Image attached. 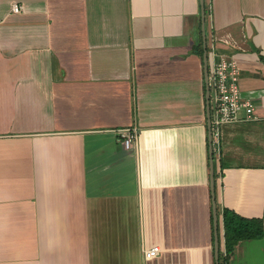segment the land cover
Wrapping results in <instances>:
<instances>
[{
  "label": "crops",
  "instance_id": "crops-1",
  "mask_svg": "<svg viewBox=\"0 0 264 264\" xmlns=\"http://www.w3.org/2000/svg\"><path fill=\"white\" fill-rule=\"evenodd\" d=\"M203 18L256 112L213 147L217 206L264 225V0H0V264H216Z\"/></svg>",
  "mask_w": 264,
  "mask_h": 264
},
{
  "label": "built area",
  "instance_id": "built-area-1",
  "mask_svg": "<svg viewBox=\"0 0 264 264\" xmlns=\"http://www.w3.org/2000/svg\"><path fill=\"white\" fill-rule=\"evenodd\" d=\"M23 5L13 2L12 12L21 13ZM241 67L234 57L224 53L214 56V64L209 74V86L211 88V121L213 147L221 142L223 126L241 120L255 118V105L243 98L241 91ZM119 139L126 149L139 147L140 132L136 127H122L118 130ZM146 260L160 257L163 248L160 244L146 245L143 247Z\"/></svg>",
  "mask_w": 264,
  "mask_h": 264
},
{
  "label": "trees",
  "instance_id": "trees-1",
  "mask_svg": "<svg viewBox=\"0 0 264 264\" xmlns=\"http://www.w3.org/2000/svg\"><path fill=\"white\" fill-rule=\"evenodd\" d=\"M218 211L223 215L225 238V248L221 246L220 241V264H227L238 242L263 236L264 225L260 218H247L227 207L219 208Z\"/></svg>",
  "mask_w": 264,
  "mask_h": 264
},
{
  "label": "water",
  "instance_id": "water-1",
  "mask_svg": "<svg viewBox=\"0 0 264 264\" xmlns=\"http://www.w3.org/2000/svg\"><path fill=\"white\" fill-rule=\"evenodd\" d=\"M204 0H202L203 2ZM203 37L205 43V77L207 82V116L209 126V149H210V179H211V191L213 198V214H214V228H215V259L216 264H220V234L218 224V206L216 202V171L214 162V149H213V138H212V121H211V90L209 86V64H208V53H207V31L205 27V20L203 18Z\"/></svg>",
  "mask_w": 264,
  "mask_h": 264
},
{
  "label": "rangeland",
  "instance_id": "rangeland-1",
  "mask_svg": "<svg viewBox=\"0 0 264 264\" xmlns=\"http://www.w3.org/2000/svg\"><path fill=\"white\" fill-rule=\"evenodd\" d=\"M213 67V66H212ZM230 257V256H229ZM141 264H144L142 261H141Z\"/></svg>",
  "mask_w": 264,
  "mask_h": 264
}]
</instances>
